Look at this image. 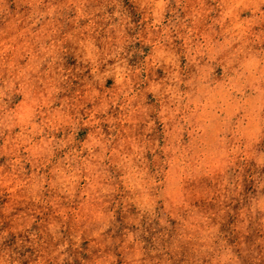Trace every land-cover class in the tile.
<instances>
[{
	"label": "rangeland",
	"instance_id": "374dc122",
	"mask_svg": "<svg viewBox=\"0 0 264 264\" xmlns=\"http://www.w3.org/2000/svg\"><path fill=\"white\" fill-rule=\"evenodd\" d=\"M0 264H264V0H0Z\"/></svg>",
	"mask_w": 264,
	"mask_h": 264
}]
</instances>
